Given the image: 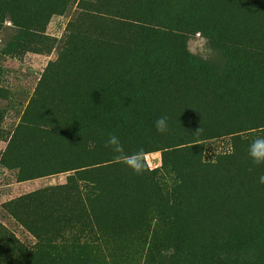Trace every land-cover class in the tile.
<instances>
[{"label": "rangeland", "instance_id": "374dc122", "mask_svg": "<svg viewBox=\"0 0 264 264\" xmlns=\"http://www.w3.org/2000/svg\"><path fill=\"white\" fill-rule=\"evenodd\" d=\"M50 3L47 0L46 4ZM55 3V10L49 12L45 21L43 38L9 46L17 36L10 20L0 32V83L5 89L0 96V120L2 129L12 137L32 101L40 98L39 106L30 116L46 121H37L31 127H25L26 123L13 147L28 165L36 167L46 164L33 156L46 148L41 127H49L48 122H55L67 110L75 111V138H64L56 148L63 158L73 160L75 172L85 171V178L90 180L99 177L104 187V213L111 230L98 240L103 251L95 264H145L152 260L170 264L167 254L177 247L186 252L191 240L207 251L220 243L231 246L242 232L260 230L264 238V183H260L264 164L252 163L248 154L250 142L264 136V126L259 127L264 124V105L253 103L247 111L239 106L240 99L249 97L245 90L264 95V84L259 85L258 79L249 83L251 78L264 77V0H61ZM237 43L245 45L242 50L237 49L239 52H235ZM132 71L145 74L162 71L173 76L169 84L162 79L148 81L154 91L152 96L142 99L174 105L193 102L194 105L188 102L186 108L194 113L191 119L182 114L184 111L172 107L175 114L169 122L171 130L164 135L177 144L186 136L209 128L211 131L200 144L199 153L209 166L207 170L202 171L184 154L168 156L165 165L167 149L137 155L143 158L140 172L129 165L106 169L109 162L101 163L103 158L123 153L142 141L122 140L117 151L94 128L96 105L102 103L106 108L115 100L130 99L127 95L130 85L120 83L121 76ZM191 71L200 76L195 83L212 82L224 92L223 96L214 95L209 101L228 103L225 113L220 115L204 108L205 96L196 99L183 94L185 88L195 85L183 77ZM233 72L246 78L242 87L235 89L234 81L227 77H232ZM205 75L208 78L203 79ZM129 83L137 85L139 81ZM164 87L170 89L165 91ZM100 111L104 114L101 108ZM162 116L169 120L168 108H162ZM228 123L232 125L225 127ZM229 128L244 131L236 136L229 133ZM53 142L51 139L50 145ZM145 142L150 146L155 144ZM8 143V140L0 143V221L29 244L34 237L2 204L51 185H64L70 171L53 175L36 171L33 178H26L18 167L11 166L13 162L7 165L1 161ZM165 166L169 177L160 179L162 183L176 184L177 172L183 180L181 192L174 195L176 200L172 196L153 195L146 177L148 169L163 171ZM80 184L91 186L89 182ZM79 207L83 205L75 198V211ZM154 228L157 236L159 231L169 230L175 239L166 243L160 237L153 239ZM86 229L76 226L75 232L85 230L84 236L88 238ZM152 245L166 249L167 254L163 252L166 257L150 258L148 248ZM227 253L225 249L220 252L224 257ZM180 262L185 264L186 259ZM248 264H264V254Z\"/></svg>", "mask_w": 264, "mask_h": 264}, {"label": "trees", "instance_id": "16d2710c", "mask_svg": "<svg viewBox=\"0 0 264 264\" xmlns=\"http://www.w3.org/2000/svg\"><path fill=\"white\" fill-rule=\"evenodd\" d=\"M61 0H51L50 4H46L47 0H0V32L4 28L7 20L13 23L17 29V36L9 43L13 46L17 43L24 44L25 41L38 40L43 38L41 33L44 31L45 21L49 17V12L54 11L56 3ZM14 41V42H13ZM243 43H237V49L242 50ZM185 57V56H183ZM147 59V58H146ZM153 64H155L153 62ZM152 64V65H153ZM186 79H199V75L194 72H185ZM234 81L235 89L242 87L246 81L245 77L239 72H233V76L228 75ZM173 76L170 72L154 71L150 74L132 71L121 76V83L130 85L127 91L128 98L125 101L115 100L106 108L104 104L95 106L93 110L94 128L97 134H103L108 139L115 135L119 142L142 140L129 146L123 153H115L103 158L101 163L109 162L106 169L114 166H126L125 160L133 155H141L143 153L153 150H164V163L167 157L173 154H184L188 160L193 162L202 171L209 168L202 158H200L201 145L208 137L209 128H205L202 132L186 136L184 141L174 143L171 138L164 134H169L171 130L170 119L171 115L175 113L171 111L172 107L176 106L179 110L184 111L182 114L189 116L191 119L194 113H190L186 108L189 105H194L192 101L183 102L180 105L170 103H158L151 100H146V96H152V87L148 81L157 79L164 80L165 84H169ZM208 78L205 75L203 79ZM258 79V84H264V77L251 78L249 83ZM130 81H139V84L132 85ZM143 81V82H142ZM195 83V82H194ZM166 88V89H165ZM168 91L169 87H164L163 90ZM5 89L0 83V96L4 94ZM248 99H240L239 106L243 111L249 110L253 103H261L264 105V95L259 96L253 90L248 92ZM41 93L39 92L38 95ZM183 94L187 96H194L196 99H201L203 96L204 108L220 112V115L226 112L228 103H211L209 99L214 95L221 97L224 92L220 90L219 86H214L212 82L206 85L195 83L190 88H185ZM244 98V97H242ZM40 99V98H39ZM38 99V100H39ZM38 100L32 101L31 107L27 109L22 123L18 126L17 131L11 137L2 129L0 120V143L2 141H9L6 150L2 155L1 161L7 165L13 162L14 167L20 169L21 174H25L26 178H33L36 171L42 175H53L59 172L70 171L67 177V182L64 185H51L42 188L35 192L21 195L15 199L9 200L2 204V208L14 219L19 221L24 228L34 237L32 243H26L20 239L15 232L10 230L2 221H0V264H95L96 257L102 254L100 246H98L99 238L110 233L108 221L105 217V206L103 205L104 187L99 177L94 180L85 178V171L75 172V163L73 160H66L58 154V147L63 139L66 137L75 138V111L67 110L65 114L58 118L55 122L49 123V127H41V139L45 140L46 148L40 152H34L33 156L38 157L42 162L41 166L32 167L27 164L20 153L15 152L13 147L20 139V132L25 127L37 125V121H46L40 117L30 116L33 109L38 107ZM168 108L170 118L167 120L168 131L166 133H159L155 128V121L162 117V108ZM191 107V106H189ZM100 108L104 114L101 113ZM205 115V114H204ZM196 116V115H195ZM209 116V114L207 115ZM206 116V117H207ZM205 118V117H204ZM204 118H198L202 121ZM264 123V122H262ZM227 124L225 127H230ZM53 126H56L53 129ZM264 124L259 127H263ZM255 128V127H254ZM58 129V132L55 131ZM221 129V128H220ZM230 134H238L244 130H232L229 128ZM219 131L216 130V132ZM246 131V130H245ZM159 133L160 135H155ZM29 136H31L29 134ZM51 139L54 141L50 145ZM237 139V138H236ZM150 144L155 143L154 146ZM165 141V142H162ZM164 144H160V143ZM162 145V146H161ZM56 155V157H55ZM26 162V163H25ZM99 163V162H98ZM165 170H147L146 177L151 186L153 195L164 196L169 198L172 196L175 200L182 190L183 180L176 173V180L178 182L174 185L162 183L160 179L168 178V173ZM84 175V176H83ZM78 182V184H77ZM80 182L90 183L91 186H80ZM80 184V185H79ZM75 198L80 201L83 207H79L75 211ZM174 223V221H171ZM88 230L90 236H84V231L79 234L75 232V227ZM149 229V228H148ZM147 233V231L145 230ZM156 230H151V237L153 239L159 238L163 243L170 239H175L174 235L166 231H159L158 236L155 234ZM182 246V245H181ZM177 247V246H176ZM228 253L224 257L223 250ZM166 249L161 250L158 245L148 248L150 258L159 256L165 258ZM167 254V253H166ZM264 254V238L260 230L254 232H242L234 243L228 244L220 243L212 246L205 251L204 248L196 240H191L188 244L186 252H182V248L177 247L173 252L167 254L171 258L170 264H181V260H185V264H248L249 262L258 261ZM176 258V259H175ZM163 260H152L145 264H165Z\"/></svg>", "mask_w": 264, "mask_h": 264}, {"label": "clouds", "instance_id": "9594fccd", "mask_svg": "<svg viewBox=\"0 0 264 264\" xmlns=\"http://www.w3.org/2000/svg\"><path fill=\"white\" fill-rule=\"evenodd\" d=\"M156 131L159 133H166L168 131L167 119L165 117H159L155 121ZM107 145H115L116 150L119 151V139L115 135L111 136ZM106 145V146H107ZM249 157L251 158L252 163L256 165L264 164V136H258L252 140L249 144ZM125 163L133 168L134 171L140 172L143 170V158L136 157L133 155L125 160ZM260 183H264V175L260 177Z\"/></svg>", "mask_w": 264, "mask_h": 264}]
</instances>
